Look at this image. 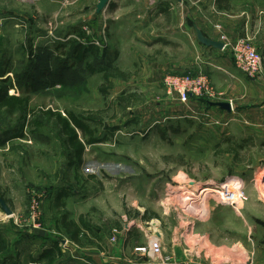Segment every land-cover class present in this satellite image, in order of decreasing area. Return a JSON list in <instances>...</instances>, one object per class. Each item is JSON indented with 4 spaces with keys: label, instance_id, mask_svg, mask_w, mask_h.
I'll use <instances>...</instances> for the list:
<instances>
[{
    "label": "rangeland",
    "instance_id": "1",
    "mask_svg": "<svg viewBox=\"0 0 264 264\" xmlns=\"http://www.w3.org/2000/svg\"><path fill=\"white\" fill-rule=\"evenodd\" d=\"M160 1L137 0L136 12L130 11L136 17L116 27L110 9L97 12L99 0H0V91L7 88L8 96L29 102L27 113L0 111V139L11 136L24 116L30 121L23 138L0 145V264H46L40 257L55 243L53 264H158L162 256L137 248L163 233L162 255L170 254L184 222L203 220L208 209L222 207L220 195L210 193H223L218 187L226 183L244 185L247 200L225 205L240 212L249 204L247 262L264 264V70L255 77L237 70L244 88L230 93L213 84L220 93L215 98L193 96L187 103L169 94L167 76L198 71L172 65L202 60L195 25H204L208 13L198 5L210 0H169L177 5L171 18L160 15ZM182 31L181 41H173ZM154 38L161 40L157 47ZM164 38L178 44H165ZM77 45L90 50L84 60L76 57ZM90 46L99 48L97 57ZM119 50L125 55L112 59ZM109 66L127 78L104 79ZM213 100L234 109L228 115L215 109L207 117ZM49 111L88 118L97 142L80 132V163L69 156L60 123ZM244 139L242 162L235 163L226 150ZM210 187L217 190L206 193L208 208L205 198L190 203ZM153 212L158 216L149 230L140 215ZM65 214L90 227L82 244L64 231ZM128 225L133 237L123 250Z\"/></svg>",
    "mask_w": 264,
    "mask_h": 264
},
{
    "label": "crops",
    "instance_id": "2",
    "mask_svg": "<svg viewBox=\"0 0 264 264\" xmlns=\"http://www.w3.org/2000/svg\"><path fill=\"white\" fill-rule=\"evenodd\" d=\"M256 1L257 2L252 5L249 0H210L209 3L203 4L202 7H199L197 4L202 12L208 13L207 16H205L206 13H204V25L199 29H201L208 38L221 42H223V35L234 43L240 37L253 34L256 40L255 44L257 43L256 47L258 51L261 52L264 62V0ZM136 2L137 0H109L106 7L101 12L104 14L107 9H110L113 15L116 14L112 16L115 26L120 27L125 24L122 22L123 20H131L132 15L135 14H130V11L136 12V10L133 9L135 6L132 5ZM178 5L182 7L183 2L181 1ZM176 8L177 5H173L169 0H161L159 2L160 15L165 14L164 17L166 18H171V10ZM144 21H146V18ZM163 26L165 29H168V23ZM195 28L198 27L195 25ZM182 33L183 31L176 33L175 36L177 38L173 41H181V37H184ZM132 39L134 42H138L140 37L138 36L137 38L135 36V38ZM169 39H172V36ZM159 41L161 42L160 38L158 40L154 38L151 43L154 44V47H157ZM173 41H168V38H164L163 40L165 44H178ZM197 42L199 43V47L196 46L197 53H200L202 60L200 62L193 60L191 63L182 60L172 65L173 68H179L178 70L184 67L196 68V70L202 68L209 75L212 84H214L216 88L230 93L237 91L239 87L244 88L242 82L243 76L237 71L239 69L235 65L231 50L227 55L225 51L228 48L219 49L213 46H206L202 44L198 38ZM124 55L125 54L119 50L113 54L114 58L112 59L119 60ZM227 58L229 61H227ZM175 73L181 72L178 71ZM222 102L223 101L209 102L210 105L207 107L208 113L211 112L215 114L216 109L220 112L222 111L224 115L231 114V111L234 109L233 104L228 102L231 104V109H227L220 105ZM211 120L213 121L215 119ZM67 194L68 193L65 192L64 195ZM58 197L60 198L61 196ZM245 207L247 208L244 211L239 212L226 205H222V207L213 209V211L208 209V216L203 220H191L188 223L184 222L181 227L183 231L179 229L175 231L173 248L170 252L171 255L167 253L162 255L160 260L161 263L159 262L158 264H169L162 261L163 258L169 256H172L171 259L176 262L175 264H186L189 262L192 264H248L249 204ZM150 215L151 214L148 216L146 214L140 215L141 221L143 220L142 222L149 225V227H147L149 230L153 228L155 219H143L142 216L149 217ZM124 229H122V231ZM125 230L127 231L125 233V243L122 244L123 250L127 246L126 242L133 237L129 225ZM160 240L161 243L167 241L163 233L160 235Z\"/></svg>",
    "mask_w": 264,
    "mask_h": 264
},
{
    "label": "trees",
    "instance_id": "3",
    "mask_svg": "<svg viewBox=\"0 0 264 264\" xmlns=\"http://www.w3.org/2000/svg\"><path fill=\"white\" fill-rule=\"evenodd\" d=\"M91 53L97 57L100 53V50L96 46H90ZM74 50L77 51L76 57L78 60H84L86 52H89V49L83 48L82 45H77ZM102 56L104 57L106 53L108 52V48L106 47L104 50L101 51ZM90 69V68H89ZM94 67L91 68V71H93ZM96 69V68H95ZM105 73H104V79L107 81L111 82V78H116V77H122V78H127L124 72H122L118 67L114 66H109L105 68ZM103 70V69H101ZM108 85L104 86L102 85L101 91H107ZM206 101V100H205ZM28 97H22V96H8L7 95V88L4 90L2 89L0 91V111L4 108L7 109V111L10 114H14L17 111L22 112V113H27L28 111ZM210 105V103L208 104ZM48 115L55 116L57 120L60 123L61 131L63 136L65 137V141L68 144L69 148V156L71 159L76 158L78 162L80 163L85 151V144L84 141L80 137V132H82L85 136H90V139L88 140L89 143H95L97 142V139L95 138L94 131L92 130L90 124L87 122L86 119L88 118H83L80 117L74 113H69L68 117L62 116L60 113H55L52 111L47 112ZM23 119V122L21 123V126L9 137L0 139V145H4L7 141L15 138H23L25 136V125L30 124V121L27 120L26 116ZM94 120V118H91ZM95 121V120H94ZM41 126V122L39 120H35L34 125ZM248 139H244L241 141V143L236 144L234 147H229L227 148V152L229 154H232L233 156V161L235 163L242 162V157L239 152V148H244V143H247ZM235 142V141H234ZM233 142V143H234ZM237 143V142H236ZM264 145V144H263ZM253 161V158L249 160L248 163H251ZM2 188L0 186V196L2 197ZM59 198V197H58ZM60 201V198H59ZM61 204V203H59ZM158 216L157 213H151L149 217L142 216L143 219H149V218H154ZM61 225L66 232L68 236L77 244H82V238L83 234H85L84 229L89 230L90 227L86 222L81 218L80 221H74L73 219H69L68 215L65 214L61 218ZM122 228L120 225L119 228ZM58 250V244L55 243L52 248L46 250L43 252L41 255V259L46 261V264H53L55 261V252Z\"/></svg>",
    "mask_w": 264,
    "mask_h": 264
},
{
    "label": "built area",
    "instance_id": "4",
    "mask_svg": "<svg viewBox=\"0 0 264 264\" xmlns=\"http://www.w3.org/2000/svg\"><path fill=\"white\" fill-rule=\"evenodd\" d=\"M255 36L252 34H247L244 37L238 38L234 43L226 36H222L223 42L225 44L224 48H230L232 51L236 67L243 73L255 77L260 75L264 70L263 56L261 52L258 51L257 47L254 45L253 40ZM164 84L168 88L169 94H174L178 96V99L182 102H189L193 96H204L209 98H215L220 93H218L209 77V75L201 68L194 73H185L183 75H169L165 78ZM214 101V100H213ZM207 117H210L208 113ZM219 123L218 121H216ZM237 186L230 188L226 184L218 187L223 193L214 194L212 196L220 195V201L223 205H236L233 207L240 206L247 196L244 192V185L242 183H237ZM209 195L205 196L207 208ZM115 238H113L114 240ZM138 251L146 253L152 257L162 256L163 247L161 240L151 239L149 244L137 248ZM164 263L175 264L176 262L171 259V257H166L163 260ZM186 264H192L191 262Z\"/></svg>",
    "mask_w": 264,
    "mask_h": 264
},
{
    "label": "water",
    "instance_id": "5",
    "mask_svg": "<svg viewBox=\"0 0 264 264\" xmlns=\"http://www.w3.org/2000/svg\"><path fill=\"white\" fill-rule=\"evenodd\" d=\"M108 1L109 0H100L98 3V6H97V12H101L106 7V4L108 3ZM196 35H197L198 40L202 44H204L206 46H213V47L219 48V49H224V46H225L224 42L208 38L207 36H205V34L199 28H196ZM220 105L224 108L231 109V104H229L227 102H222V103H220ZM1 203H2L3 208L6 210V212L8 214H11L12 210L6 205L5 201L1 200Z\"/></svg>",
    "mask_w": 264,
    "mask_h": 264
},
{
    "label": "bare ground",
    "instance_id": "6",
    "mask_svg": "<svg viewBox=\"0 0 264 264\" xmlns=\"http://www.w3.org/2000/svg\"><path fill=\"white\" fill-rule=\"evenodd\" d=\"M179 190L181 192H183L184 194L188 195L189 197L193 196L192 195L193 193H191L190 191L184 192L183 191L184 190L183 188L182 189H179ZM179 190H178V192H179ZM214 190H217V189H213L211 187L210 188H207L206 191H204V188L200 189L199 192H198V194H197L198 196L191 197L192 200L190 201V203H192L193 206L199 205L204 200V198L206 196V193H208L210 191H214ZM211 193H213V192H211Z\"/></svg>",
    "mask_w": 264,
    "mask_h": 264
}]
</instances>
